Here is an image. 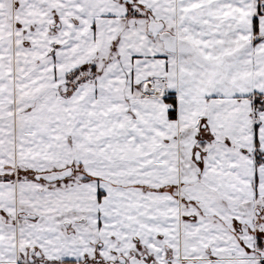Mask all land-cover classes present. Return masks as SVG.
Segmentation results:
<instances>
[{"label": "crops", "instance_id": "1", "mask_svg": "<svg viewBox=\"0 0 264 264\" xmlns=\"http://www.w3.org/2000/svg\"><path fill=\"white\" fill-rule=\"evenodd\" d=\"M51 6L57 10L44 16L49 23L78 26L73 38L67 37V51L66 42L58 44L56 72L92 68L89 122L74 113L68 125L64 117L62 134L48 135L45 157L34 166L28 160L33 143L19 136L18 113L0 99V264H23L26 252L55 264H76L88 254L76 229L82 182L66 186L70 173L54 180L20 174L21 167L51 163L52 169L40 167L41 174L60 172L55 166L69 164L66 145L75 150L82 134L91 150L106 140L103 151L117 156H91L96 174L89 172L93 177L86 186H96L102 177L114 192L121 183L118 189L131 204L141 200L154 211L149 226H142L144 236L129 222L119 230L120 218L112 219V239L125 236L129 243L136 238L145 246L167 248L171 260L181 264H259L264 0H60ZM152 23L162 28L154 33ZM162 33L188 42L191 52L167 51ZM74 165L88 164L78 159ZM66 190L74 203L63 201ZM128 208L140 214L141 207ZM142 212L143 218L151 215ZM96 214L103 220L102 209Z\"/></svg>", "mask_w": 264, "mask_h": 264}, {"label": "rangeland", "instance_id": "2", "mask_svg": "<svg viewBox=\"0 0 264 264\" xmlns=\"http://www.w3.org/2000/svg\"><path fill=\"white\" fill-rule=\"evenodd\" d=\"M42 3L46 4L48 10ZM55 3L59 5L60 0H0V99L3 100V106L9 107L11 111L18 113L16 124L18 125L19 121V136L25 137V141L26 136H28V142L31 145L33 143V146L30 147L32 148L33 160H28L32 161L34 166L40 161L38 157L42 155V159L46 154V148L49 146L48 135H56V131H61L59 123L63 122L62 119L64 117L67 118L65 122L68 125L71 121L74 122V119H69L74 113L76 116L78 115V119L79 117L81 118L80 121L82 123L89 122L88 111L90 106L88 102L91 98V85H93V82L89 79L90 74H92L90 69L92 68H79L76 74V71L73 72L75 74L73 76V73H68L71 67H66L65 69L67 70L64 73L58 74L59 72L56 71L59 67L54 66L61 44L66 42L67 37L73 38V34L78 29V26L71 22L67 24H51L48 18L45 20L44 16L49 13V10L50 13L52 10H57L56 7L51 6L52 4L55 5ZM67 10L70 9L67 8ZM58 11L65 13L63 8H58ZM40 18H43V21H38ZM65 44V50L67 51L71 42L68 41ZM107 56L106 54L100 55L97 57V61L105 60ZM66 57L70 58V56ZM61 68L59 69L60 71ZM102 68L96 67L97 70ZM94 71H96L95 67ZM87 80L88 83H84ZM103 93L104 90H101V94ZM259 100H261L260 97ZM49 123L51 126L48 128ZM68 125L66 126L67 128ZM83 129L89 130L88 127H83ZM97 131L101 130L97 129ZM86 137L84 134L78 137L81 140L74 144L75 150L69 149L66 145V156L60 152L59 155L63 158L65 156L64 159L68 160L69 164L60 163L55 166L58 169L62 168L60 173H65L63 175L70 173L67 177L70 181L67 182L66 186H71L75 181L82 182V202L75 209L80 211L77 213L80 216H76L79 222V226L76 229L82 242V250L89 252L94 247L96 240L103 242L102 248L93 253L89 260L83 261L81 264H108L110 260H113L115 264H126L116 260L117 255L125 257L134 255L139 259H144L146 264H181L176 258L171 260L172 257L167 253V248H156L149 244L145 246L143 243H137L136 238L133 243H129L125 236L116 237L117 240L110 237L111 234H108L109 226L112 225L110 224L112 219L116 217L120 218L119 230L124 231L129 222L131 226H134L133 231H139L141 236H144L142 226L144 228L149 226L147 219H149V216L153 217L154 211L146 203V206L142 207L141 200L131 204L132 198L124 196L123 192L120 193L118 189L122 187L121 183L117 184L118 188L114 192H111V188L109 189L111 187L108 185L109 183L102 182V180H105L102 177L98 179L96 186H86L84 181L88 182V179L93 177L89 172L93 175L96 174L93 173L95 164L90 163L91 156L98 160L117 158L113 151H103V147L106 146V140L103 142V147L98 145L96 148L94 147V150H91L92 145L85 140ZM68 141L72 142V138L68 139ZM78 144H82L81 150H77ZM78 159L85 160L88 165L83 168L76 167L74 160ZM51 164L53 165V163ZM51 164L39 165V168L37 167L35 170H23L25 167H21L20 174L29 175L30 179L31 177L40 178L41 175L46 174H41L43 171H41L42 168L40 167L52 169L50 167ZM64 165L70 168L66 169ZM57 168L55 169L57 170ZM56 172L59 171L57 170ZM64 193L66 200L63 199V201L74 203V195L69 190ZM116 199L118 208L112 206ZM133 200L135 199L133 198ZM132 205L141 207V216L138 211L129 212L128 207ZM98 208L104 211L103 220L96 214ZM120 210L125 213H121L122 211ZM142 210L151 215L143 218ZM112 214L114 216H111ZM20 219L24 220L25 218L21 217ZM131 220L135 223L133 224ZM260 220L261 225H263V231L258 230V234L261 237L257 238L256 255L258 256L259 264H264V259H261L260 256V252L264 251V215L262 213H260ZM181 221L184 223L183 216ZM98 222L100 223L97 224ZM63 229L65 228L63 227ZM152 238L153 235H151ZM151 239H149V242ZM36 254L26 252V259L24 258L23 264H55L52 262L42 263L43 260H36ZM34 257L33 263H29L30 258Z\"/></svg>", "mask_w": 264, "mask_h": 264}, {"label": "water", "instance_id": "3", "mask_svg": "<svg viewBox=\"0 0 264 264\" xmlns=\"http://www.w3.org/2000/svg\"><path fill=\"white\" fill-rule=\"evenodd\" d=\"M162 28V25L159 23H152L151 30L155 33ZM161 40H163L166 50L169 52H179V53H189L191 52V46L188 42L178 39L175 36L170 35L169 33H162L160 35ZM65 174V173H63ZM60 172H52L41 175V178L46 180H54L57 178L63 177ZM38 178V177H37ZM261 259H264V251L260 252Z\"/></svg>", "mask_w": 264, "mask_h": 264}, {"label": "flooded vegetation", "instance_id": "4", "mask_svg": "<svg viewBox=\"0 0 264 264\" xmlns=\"http://www.w3.org/2000/svg\"><path fill=\"white\" fill-rule=\"evenodd\" d=\"M102 244L103 242L101 240H96L94 247L91 249V251H87L88 254L84 255L82 258L81 262H78L76 264H81L83 261H87L92 257V254L97 252L99 249L102 248ZM33 253V252H30ZM37 256V255H36ZM116 260L120 261V262H124L126 264H146V262L144 261V259H139L136 256L132 255V256H123V255H117ZM64 264V263H63ZM108 264H115L113 260L108 261Z\"/></svg>", "mask_w": 264, "mask_h": 264}, {"label": "trees", "instance_id": "5", "mask_svg": "<svg viewBox=\"0 0 264 264\" xmlns=\"http://www.w3.org/2000/svg\"><path fill=\"white\" fill-rule=\"evenodd\" d=\"M174 112H175V109L173 107H171V110H170V116L173 117L174 116Z\"/></svg>", "mask_w": 264, "mask_h": 264}]
</instances>
